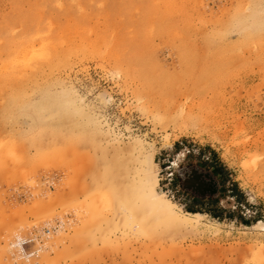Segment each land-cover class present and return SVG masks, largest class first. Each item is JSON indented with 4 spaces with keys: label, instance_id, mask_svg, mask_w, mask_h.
Returning a JSON list of instances; mask_svg holds the SVG:
<instances>
[{
    "label": "rangeland",
    "instance_id": "374dc122",
    "mask_svg": "<svg viewBox=\"0 0 264 264\" xmlns=\"http://www.w3.org/2000/svg\"><path fill=\"white\" fill-rule=\"evenodd\" d=\"M27 43L57 56L39 71L29 60L8 83L3 71ZM0 68V264H23L11 258L13 238L57 221L27 264H263L264 0H0ZM114 134L125 146L142 141L157 166L156 192L166 194L159 165L167 158L183 153L179 174L212 154L225 165L224 190L235 186L239 199L220 191L221 220L204 215L187 232L127 231L120 177L132 145L114 165V203L104 178ZM186 200L171 202L186 213Z\"/></svg>",
    "mask_w": 264,
    "mask_h": 264
},
{
    "label": "bare ground",
    "instance_id": "6f19581e",
    "mask_svg": "<svg viewBox=\"0 0 264 264\" xmlns=\"http://www.w3.org/2000/svg\"><path fill=\"white\" fill-rule=\"evenodd\" d=\"M187 1V0H186ZM40 17V16H39ZM78 35V34H77ZM68 36V35H67ZM73 36V35H72ZM56 37V36H55ZM31 39V38H30ZM41 40V39H40ZM77 40V39H76ZM38 42V41H37ZM54 44V43H53ZM58 44V43H57ZM69 44V43H68ZM33 45V44H32ZM47 47V46H46ZM56 47V46H55ZM52 48V47H51ZM80 48V47H79ZM94 48V47H93ZM50 49V48H49ZM40 50V51H39ZM39 50H38V52H36L35 53V51L32 49V47H31V43L29 44V43H27L25 46H23L22 48H20V50L17 52V57L14 59L13 58V60H11L10 61V63L8 62V64H7V67L9 66V70L8 71H3L4 73H5V75L8 73V75H7V81L9 80L10 82H8V83H11V81L12 82H15L16 80H18V79H20V77H22L23 76V73H25V71H24V69H26V68H24L23 69V71L24 72H22V70H20V67L22 68V66L23 67H27V64H28V61L29 60H34L35 62H36V64H35V67H33V68H31L30 69V71L31 70H36V71H39V69H41L43 66L45 67V66H48L49 65V67H51L50 65L53 63H51L50 64V60L52 59V57H53V54L51 55L50 53H52V52H54L55 51V48H54V51H52V49H51V51H49V53H48V51L47 50H43L42 49V47H40L39 48ZM43 50V51H42ZM58 51V50H57ZM56 52V51H55ZM54 52V55L56 54V56H57V53H55ZM72 52V51H71ZM49 54L52 56H49ZM60 54V53H59ZM56 56H54V59H55V57ZM67 56V55H66ZM51 57V58H50ZM75 57V56H74ZM57 58L58 57H56V59L55 60H57ZM67 58V57H66ZM69 58V57H68ZM68 58H67V60H68ZM54 60V62H56ZM52 61V60H51ZM6 62V61H5ZM60 63V62H59ZM34 64V63H33ZM31 66H32V64H30ZM29 65V66H30ZM60 65V64H59ZM4 67H6L5 65H3ZM19 66V70L17 71V67ZM34 66V65H33ZM57 66H58V64H57ZM66 66V65H65ZM2 67V66H1ZM54 67H56V66H54ZM54 67H52V68H54ZM68 67V66H67ZM46 68V67H45ZM1 69V68H0ZM38 69V70H37ZM42 69H44V68H42ZM55 69V68H54ZM56 69H58V68H56ZM4 70H5V68H4ZM28 70V69H27ZM49 70V69H48ZM51 70V69H50ZM43 71V70H42ZM35 74V72H31L30 73V76H29V72H28V76H27V80L28 81H30V80H32L33 79V75ZM46 75V74H45ZM25 76V75H24ZM51 76V75H50ZM49 76V77H50ZM26 77V76H25ZM34 78H36V77H34ZM48 78V77H47ZM5 79V78H4ZM4 79H1V80H3V82H4ZM44 79V78H43ZM20 81V80H19ZM27 81V82H28ZM2 82V84H4ZM6 82V81H5ZM27 82H25V83H27ZM37 82V81H36ZM41 82V81H40ZM16 83V82H15ZM14 83V84H15ZM19 83V82H18ZM25 83H23V84H25ZM31 83V82H30ZM29 83V84H30ZM39 83V82H38ZM45 83V82H44ZM57 83V82H56ZM1 84V85H2ZM21 84V83H20ZM33 84V83H32ZM37 84V83H36ZM42 85H43V83H42ZM28 86V85H27ZM30 86V85H29ZM34 86V85H33ZM38 86V85H37ZM36 86V87H37ZM41 86V85H40ZM53 86H55V85H53ZM15 87V86H14ZM43 87V86H42ZM41 87V88H42ZM4 88V87H3ZM24 88H26V87H24ZM38 88V87H37ZM20 89V88H19ZM16 90H18V89H15V91ZM71 90V89H70ZM70 90H69V92H70ZM20 91V90H19ZM24 91V90H23ZM73 90H71V92H72ZM11 92V91H10ZM34 92V91H33ZM15 93V92H14ZM5 94V93H4ZM30 94H32V92H30ZM73 94H74V91H73ZM75 95V94H74ZM14 95H12V97H13ZM58 96V95H57ZM22 97V96H21ZM23 97H24V94H23ZM79 97V96H78ZM17 98V97H16ZM22 99H20V101H21ZM78 100V99H77ZM79 102H82L81 100L79 101ZM17 103V102H16ZM14 104V103H13ZM79 104V103H78ZM81 105V104H80ZM6 106V105H5ZM14 108V107H13ZM66 108V107H65ZM81 108V107H80ZM12 109V108H11ZM34 110V109H33ZM67 110H68V108H67ZM76 111H80L79 109H75ZM8 111H10V108H9V110ZM43 111V110H42ZM64 111H65V109H64ZM12 112V111H11ZM57 112V111H56ZM56 112H54L55 114H56ZM60 111H58L57 113H59ZM62 112V111H61ZM72 112V111H71ZM19 113V112H18ZM31 113V112H30ZM64 113H66V112H64ZM64 113H63V115H64ZM68 113V112H67ZM53 114V113H52ZM68 114H70V112L68 113ZM72 114V113H71ZM50 115V114H49ZM57 115V114H56ZM5 116V115H4ZM11 116V115H10ZM9 116V117H10ZM4 118V117H3ZM48 118V117H47ZM156 118V117H155ZM13 120V119H12ZM16 120V119H15ZM88 122V121H87ZM94 123L96 122V121H93ZM98 122H100L99 120L97 121V123ZM89 124H91V123H89ZM88 124V125H89ZM96 126H97V124H95ZM94 125V126H95ZM100 125V124H99ZM75 126H77V125H75ZM93 125L91 124V127H92ZM71 127V126H70ZM81 127V126H80ZM90 128V127H89ZM93 128V127H92ZM92 128H90L91 130L90 131H94V129L96 130V127H94V129H92ZM37 130V132H36V134H35V136L38 134L39 136L42 134V127H39V128H36ZM74 129V128H73ZM73 129H71L72 131H73ZM75 129H77V128H75ZM61 130V129H60ZM66 130V129H65ZM81 130V129H80ZM97 130L99 131V126L97 127ZM49 132L51 131L52 133H50L49 134V132L47 133V135H49L48 137H50L51 139H53L52 137H54V135L55 136H58L59 134H57V132L56 133H53V132H55V131H52V130H48ZM68 131V130H67ZM97 131V132H98ZM46 132H47V130H46ZM70 132V131H69ZM76 132V131H75ZM88 132V131H87ZM87 132L85 133V134H87ZM33 133V132H32ZM34 133H35V131H34ZM60 133H62V132H60ZM89 133V132H88ZM100 133V132H99ZM99 133H98V135H99ZM29 134V133H28ZM44 134V133H43ZM70 134V133H69ZM85 134H83V135H85ZM94 134H96V132H94ZM105 134H108V133H105ZM37 135V137H39ZM89 135V134H88ZM97 135V136H98ZM29 136V135H28ZM34 136V137H35ZM90 136V135H89ZM109 136V135H108ZM111 136V135H110ZM22 137V136H21ZM33 137V136H32ZM43 137V136H42ZM68 137V136H67ZM87 137V136H86ZM9 138V137H8ZM14 138V137H13ZM26 138V137H25ZM36 138V137H35ZM65 138H66V136H65ZM64 138V139H65ZM91 138V137H90ZM92 138H94V137H92ZM92 138L90 139L91 141H92ZM104 138V137H103ZM108 138V139H107ZM106 139H107V142H108V140H109V137H107ZM69 139V138H68ZM84 139H86V138H84ZM33 140V139H32ZM35 140V139H34ZM33 140V141H34ZM40 139H38V141H39ZM50 140V139H49ZM49 140H48V142H49ZM59 140V139H58ZM63 140V139H62ZM71 140H74V139H71ZM81 140H83V138L81 139ZM110 140H111V143L109 144L110 145V147H111V145H112V147H111V149H112V153L113 154H115V155H112V164H111V162H110V164H111V166H107V171L105 170V172H104V178L107 176V175H109L110 177H111V181L109 180V179H107V181L106 180H104V181H106V182H108V180L110 181L109 183H110V185H108V187H111V188H109L110 189V191H109V189H108V193L110 194V195H107V196H109V198L110 199H112L111 201L112 202H114V201H117V200H114V199H116L115 197L117 196V193L118 192H116V190H118L119 191V188L120 187H118L117 185V187L115 186L114 187V183H113V186H111L112 184V182L113 181H115V180H117L118 178H117V170L115 169V167H114V165H115V163L116 162H118V160L119 159H121L120 158V153H121V157L122 158H124V156H123V154L122 153H126V155H127V151L128 150H130L129 152H130V154L128 153V155H127V159H126V163H124V166L122 167V166H120V167H122V171H123V175L120 177L121 178V190H122V200H120V208H119V210H120V214H121V217H122V225L125 227H123L124 229H130L129 231L131 232V230H133V231H136L138 234L139 233H141V232H143L144 234H148L147 236L149 237V234H151V236H152V234H153V236L152 237H155L154 235H156V236H159L160 238L163 236V234H164V231H174V233H176V232H178V234H179V231H180V229L181 230H185L186 232H187V230L189 231V230H192V229H194V227H197V226H195V224L197 223V221L196 220H199L200 218H202L204 215H202V214H191V213H183V212H180V211H177V209H178V206L176 205V204H174V203H172L171 202V200L167 197V195L166 194H164V193H158V192H156V190H155V187L156 186H158V178L156 177V174H155V171H156V169H157V166L155 165V163H154V161H153V159H152V156L151 155H149L148 153H146V149H145V147H144V145H143V143H142V141H140V140H138V139H134L133 138V141H131V143L132 144H129V145H132L131 147L128 145V146H125L124 144H123V142H121V140H120V138H119V136H116L115 134H114V136L112 137V138H110ZM36 142H37V140H36ZM67 142V141H66ZM87 142H89V140H87ZM102 142H103V140H102ZM105 143H106V141H104ZM16 143V142H15ZM84 143H86V142H84ZM90 143V142H89ZM28 144H32V142H28ZM56 144V143H55ZM58 144V143H57ZM56 144V145H57ZM76 144V143H75ZM100 144V143H99ZM122 144V145H121ZM39 145H40V143H39ZM64 145V144H63ZM63 145H61V146H63ZM93 145V144H92ZM7 146V145H6ZM28 146V145H27ZM31 146H35V145H31ZM40 146H42V144L40 145ZM44 146V145H43ZM96 146V145H95ZM121 146H122V148H121ZM36 147H37V144H36ZM107 146H105L104 148H106ZM109 147V146H108ZM109 147V148H110ZM129 148L130 147V149H128V150H124V148ZM27 148V147H26ZM71 148V147H70ZM102 148V147H101ZM30 149V148H29ZM32 149H34V148H32ZM44 149V148H43ZM132 149V150H131ZM152 149V148H151ZM102 150V149H101ZM149 150V149H148ZM6 151V150H5ZM73 151V150H72ZM114 151H115V153H114ZM40 152V151H39ZM151 153V152H150ZM125 155V156H126ZM96 156V155H95ZM94 156V157H95ZM183 157H184V155H183V153H179L178 154V157L174 160V162H173V166H174V168L175 169H177L178 168V165H179V163L182 161V159H183ZM26 159V158H25ZM125 159V158H124ZM123 159V160H124ZM36 160V159H35ZM102 160H104V159H102ZM106 160H108L107 158H106ZM122 160V159H121ZM122 160V161H123ZM12 161V160H11ZM103 162V161H102ZM124 162V161H123ZM123 162L121 163V164H123ZM11 163V162H10ZM34 164V163H33ZM105 164V163H104ZM107 164V163H106ZM25 167H27V166H25ZM105 167H106V165H105ZM104 167V168H105ZM118 167V166H117ZM110 170H109V169ZM31 169H33V168H31ZM30 169V170H31ZM26 170V169H25ZM104 170V169H103ZM106 172H108V174L106 173ZM103 174V173H102ZM101 175V174H100ZM109 176H107V178L109 177ZM100 177V176H99ZM103 177V176H102ZM109 177V178H110ZM97 178V177H96ZM103 183V182H102ZM115 183H116V181H115ZM105 184V183H104ZM106 185V186H107ZM105 186V185H104ZM102 188H103V186H102ZM115 188H118V189H115ZM104 189V188H103ZM106 189V190H107ZM105 190V189H104ZM119 196V195H118ZM119 198V197H118ZM117 198V199H118ZM114 200V201H113ZM119 200H118V202H119ZM107 201V200H106ZM115 203V202H114ZM107 204V203H106ZM109 204V203H108ZM94 205V204H93ZM110 205H113V204H111V202H110ZM40 206V205H39ZM95 206H96V204H95ZM105 206V205H104ZM116 207V206H115ZM92 208V207H91ZM99 208V207H98ZM110 208V207H109ZM92 209H94L95 210V208H92ZM96 211H98V209L97 210H95L93 213H95ZM98 212H100V211H98ZM92 213V214H93ZM97 213V212H96ZM100 216V215H99ZM120 217V218H121ZM136 217V218H135ZM101 218H102V215H101ZM107 218V217H106ZM105 218V219H106ZM134 218L138 221L137 222V224H133V221H134ZM104 219V220H105ZM110 219H111V217H110ZM109 219V220H110ZM108 220V221H109ZM112 220V219H111ZM107 221V219H106V222H108ZM106 222H104V223H106ZM109 222H112V221H109ZM199 222V221H198ZM59 223H62V222H60L59 221ZM63 224V223H62ZM109 224V223H108ZM112 224V223H111ZM110 224V225H111ZM100 225V224H99ZM113 225H114V223H113ZM199 225V224H198ZM105 226H107V225H105ZM118 226V225H117ZM96 227H98L97 225H96ZM108 227H112V225L111 226H108ZM59 228H61V227H59L58 226V229ZM119 228H120V224H119ZM58 229L56 230V231H58ZM100 229V227L98 228V230ZM107 229H109V228H107ZM126 229V230H127ZM176 229H177V231H176ZM179 230V231H178ZM55 231V232H56ZM93 231H94V229H93ZM114 231V230H113ZM128 231V230H127ZM133 231H132V233H133ZM184 231V232H185ZM100 232H102L101 231V229H100ZM115 232V231H114ZM181 232V231H180ZM53 233V232H52ZM94 232H92V234H93ZM111 233V232H110ZM174 233H171V234H174ZM182 233V232H181ZM180 233V234H181ZM171 234H170V236H171ZM177 234V233H176ZM49 235H50V233L48 234V236H46V237H42V241L44 240V239H47L48 237H49ZM104 235V234H103ZM141 235V234H140ZM162 235V236H161ZM127 236V235H126ZM105 237H108V236H105ZM151 237V238H152ZM167 237H169V235H167L165 238H167ZM118 238V237H117ZM151 238H149V239H151ZM157 238V237H156ZM160 238H157V239H160ZM173 238V237H172ZM175 238V237H174ZM108 239V238H107ZM164 239V238H163ZM171 239V238H170ZM175 239H177V238H175ZM49 240V239H48ZM161 240V239H160ZM55 241V240H54ZM105 241H106V239H105ZM110 243H112V242H110ZM108 244V243H107ZM49 245V244H48ZM47 246V245H46ZM260 248L264 251V244H261L260 245ZM42 249V248H41ZM41 249H40V252H41ZM40 252H39V254H40ZM263 259V258H262ZM255 261V260H254ZM15 262V261H14ZM258 262V261H257ZM256 262V263H257ZM262 262V261H261ZM23 264H25V263H23ZM27 264V263H26ZM263 264H264V262H263Z\"/></svg>",
    "mask_w": 264,
    "mask_h": 264
},
{
    "label": "trees",
    "instance_id": "16d2710c",
    "mask_svg": "<svg viewBox=\"0 0 264 264\" xmlns=\"http://www.w3.org/2000/svg\"><path fill=\"white\" fill-rule=\"evenodd\" d=\"M174 150H177V145H173ZM210 158H207L206 162H201L202 167H198L197 170H180L179 176H174L172 180L168 183L169 188L174 189V183L178 182L179 192L178 194L185 195L187 200L183 203H180L182 209L191 214H202L205 216H209L214 220H221L222 210L217 206L218 204V196L220 195V191L226 193L228 191L230 193L229 198L239 199L237 198V193L235 186L230 185V190H224V185L226 183L227 174L225 173V168L221 166L220 163L214 161V157L212 154L209 155ZM186 157V156H185ZM202 168V169H201ZM178 174V175H179ZM206 175L218 176V184L215 185L217 190V195L213 196L214 191H212L210 187V182H204L203 185L199 184L195 186L193 182H195L196 177H206ZM206 186H209L210 190L204 189ZM180 195V196H181ZM208 205L209 209H205V206Z\"/></svg>",
    "mask_w": 264,
    "mask_h": 264
},
{
    "label": "built area",
    "instance_id": "2783aa9c",
    "mask_svg": "<svg viewBox=\"0 0 264 264\" xmlns=\"http://www.w3.org/2000/svg\"><path fill=\"white\" fill-rule=\"evenodd\" d=\"M187 152V151H186ZM204 161H207V157L202 158ZM160 172H163L164 177L160 179L161 187H165L164 192L168 197L174 201L178 200L181 196L178 195V190L169 188L168 183L172 180L174 176H179L173 168V158H167L165 163L159 165ZM168 186V187H166ZM50 188V186H48ZM62 223L59 221L55 222L53 227H45L39 234H35L29 238L23 237H14L9 244V249L11 251V258L13 261H18L22 263H30L35 261L38 258L42 237L48 236L49 233L55 232L59 227H62Z\"/></svg>",
    "mask_w": 264,
    "mask_h": 264
},
{
    "label": "crops",
    "instance_id": "0c3cea01",
    "mask_svg": "<svg viewBox=\"0 0 264 264\" xmlns=\"http://www.w3.org/2000/svg\"><path fill=\"white\" fill-rule=\"evenodd\" d=\"M218 162H220V164H221V166L222 167H224L225 168V165H224V163H223V161H221V160H219ZM218 176H213V175H206V177H203V176H201V177H196V179H195V182H193L194 184H195V186H196V184L197 185H199V184H202L203 185V181L204 182H210V187H211V189H213L214 190V188H215V185H217L218 183V178H217Z\"/></svg>",
    "mask_w": 264,
    "mask_h": 264
}]
</instances>
